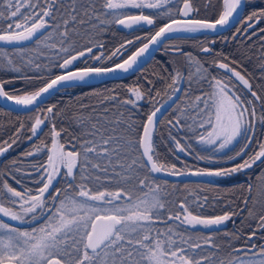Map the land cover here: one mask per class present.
Segmentation results:
<instances>
[{
	"label": "snow or ice",
	"instance_id": "1",
	"mask_svg": "<svg viewBox=\"0 0 264 264\" xmlns=\"http://www.w3.org/2000/svg\"><path fill=\"white\" fill-rule=\"evenodd\" d=\"M247 2L221 0L209 20L200 18L196 0H0V99L33 114L29 141L43 136L45 127L49 138L0 166V264H264V7L242 17L232 37L242 33L244 40L259 42V94L236 59L202 47L214 57L206 68L173 45L188 63L161 78L164 88L145 78V84L128 86L124 98L115 89L107 95L93 89L99 103H81L90 115L75 118L80 134L71 151L61 143L66 130L55 123L60 110L43 106L52 90L134 70L151 47L169 39L228 27ZM116 26L150 32L108 48L102 36ZM136 41L141 46L124 58ZM53 68L60 74L53 75ZM17 80L24 82L21 88ZM36 81L42 83L34 86ZM169 92L180 93L183 105ZM146 105L150 111L135 116ZM165 105H175L166 137L160 131ZM23 131L21 123L0 139V157L7 159ZM161 145L177 161L191 157L213 167L185 164L181 170L164 159ZM230 161L232 167H217ZM254 168H261L255 180L234 186L239 203L218 215H205L207 195L173 199L169 181L160 182L165 174L220 180ZM18 175L36 187H24ZM234 216L252 231H224ZM221 232L223 243L215 239ZM237 240L243 241L239 247Z\"/></svg>",
	"mask_w": 264,
	"mask_h": 264
},
{
	"label": "trees",
	"instance_id": "2",
	"mask_svg": "<svg viewBox=\"0 0 264 264\" xmlns=\"http://www.w3.org/2000/svg\"><path fill=\"white\" fill-rule=\"evenodd\" d=\"M208 0H196V3L200 9L199 16L200 18H208L213 20L218 12L221 10V0H211V6L205 7ZM264 7V0H248L246 7L244 9L242 17H246L253 10H258L259 8ZM241 17V18H242ZM241 20V19H240ZM239 20V21H240ZM238 21V22H239ZM240 23L235 24L232 28L229 29V32L209 34L203 33L200 35H191L186 39H169L163 44L153 58L144 65L141 69L134 72L133 74L119 79H110L101 81L94 84H88L80 87H65L57 91L52 95L44 107L56 105L60 110L57 114L56 125L57 128H64L66 132L62 134L61 143L67 151H71L73 147L74 136L80 134V126L76 121V117L83 116L88 117L90 115L88 108L86 107L83 112L81 111V103L85 105H97L99 103L98 97L90 95L93 89L98 92H101L105 95L113 89L119 93L121 98L126 96V88L135 84H145V78L152 80L157 89L165 87V81L162 80V77H166L167 73L173 71L175 67H186L187 61L184 56H181L172 50L173 45H179L184 48L185 52H193L194 57L198 58L201 64L204 67H208L213 61L214 57L212 55L202 53L201 48L204 46L210 47L217 54L223 53L228 55L230 58L236 59L243 67V69L248 73V76L251 78H256L260 80V46L259 42L255 43V46L249 51L248 46L252 45L251 41H244L243 39H232L234 36L233 32L240 27ZM264 26V25H260ZM150 32V29H144L141 31H134L130 29H123L119 26L111 27L105 31L102 36V41L105 42L108 48H111L113 45H117L122 41L128 39H135L136 36L144 37ZM256 38L254 37V40ZM212 41H215L213 44ZM243 41V43H241ZM141 46V41H136L135 45L129 46V52L125 53V57L136 50V47ZM246 54V55H242ZM250 57V58H249ZM219 55L215 59H219ZM89 63H92L90 60ZM183 63V64H179ZM111 64V62H109ZM83 66L82 64L80 65ZM246 66V67H245ZM213 74H216L218 71L223 72V70H218L216 68L209 69ZM237 70H240L238 68ZM243 73V72H242ZM52 74H60V70L53 68ZM11 73L8 74L10 77ZM42 81L34 82V86H38ZM24 82L17 80L15 83L16 88H21ZM259 88V87H258ZM257 88V89H258ZM107 90V91H106ZM170 93V92H169ZM168 93V94H169ZM259 93V90H258ZM165 93H161V101L166 98ZM184 97L180 95L179 99L176 101L177 105H183ZM175 105L161 118V129L160 131L166 137L167 132L164 130V126L167 124V120L173 117ZM150 111V108L146 105L140 112L135 113V116H140L143 112ZM31 112L20 113L15 112L10 109L3 107L0 104V139H7L13 133V129L19 127V124L24 125V131L21 133V137H28L31 133L28 131L30 124L28 116ZM139 122V121H137ZM35 143L43 147V145L49 143L48 138V128L45 127V134L39 139L34 141H25L19 143L18 146L14 145V150L10 149L6 154L7 159L4 157L0 160V166L5 163L10 162L11 159H20L21 154L24 151H27L32 144ZM50 147V145H49ZM168 147H171L170 145ZM46 151V150H45ZM161 154L164 159L170 164H176L177 168L181 170H186L184 165L186 164L191 169L196 168H208L213 167L212 165L207 164L204 161H195L191 157H182L180 161H177L174 156L168 151V148L164 145H161L160 148ZM40 159H46L45 153L42 151L38 154ZM234 162H227L223 167H232ZM264 167V166H262ZM25 168H22L23 172ZM261 171V168H254L249 170L248 174L241 177V173L237 176H233L227 179L220 180L218 183H202L198 181H169V184L166 186V191L171 193V198H176L177 196H189L190 194L196 195H207L209 198V205L206 206L205 215H218L222 214L226 210H233L235 204L239 203L238 190L235 185H240L245 183L249 177L253 180L256 179L257 175ZM17 179H21L24 187L26 188H35L36 185L32 183L30 179L25 178L22 175H18ZM163 179L160 180L162 183ZM9 183L13 187L17 186L11 180ZM62 183V182H61ZM255 223V221H252ZM224 231L231 234L237 231L243 232L245 235L249 234L252 229L248 227L246 222L244 226H241V217L234 216L233 220L228 222V225L223 226ZM205 233H201L203 235ZM215 239L223 243L224 233L221 232L215 235ZM242 240L235 241L237 247L242 244ZM226 249H222V252H226Z\"/></svg>",
	"mask_w": 264,
	"mask_h": 264
},
{
	"label": "water",
	"instance_id": "3",
	"mask_svg": "<svg viewBox=\"0 0 264 264\" xmlns=\"http://www.w3.org/2000/svg\"><path fill=\"white\" fill-rule=\"evenodd\" d=\"M244 9H245V6L242 7L241 9H238L237 14H234L235 15V20H233L228 27L220 28L218 26L216 31L207 30V31H204V32H201V33L192 34V35H199V34H203V33L216 34V33L227 31L228 29L232 28L235 24H237V22L241 19L242 15H243V12H244ZM119 27L123 28L122 26H119ZM180 35H185V34H180ZM161 46L162 45H156V46L151 47L149 49V52L146 53L145 56L141 58L140 62L138 63V65L136 66V68L134 70H132V71H130L128 73L117 72V73L109 75V76L93 78L91 81H89V84H94V83H98V82L105 81V80H110V79L124 78L126 76H129V75L133 74L134 72H136L139 69H141L144 65H146L153 58V56L157 53V51L159 50V48ZM63 88H65V87H63ZM60 89H62V88H60ZM60 89L50 91V93L47 94L44 97V100L47 101L52 95H54ZM169 95H174V98H175V97H180L181 94L180 93H175V94L169 93ZM165 99H167V97L164 98L163 100H165ZM169 103H171V102H169ZM0 104L3 107H5L7 109H10L12 111H15V112H20V113L30 112L29 110H27L25 108L16 106V105L12 104L11 102L5 101L3 99H0ZM170 109L171 108H168V105H165V108L161 109V113H163V116ZM158 115H160V114H158ZM161 179H167V180H170V181H181V182H184V181H212V183H218L221 180V179L217 180V178H211V177H193V176L174 177V176H168L166 174L163 175L161 177ZM5 220H7V218H5ZM13 223H15V222H13Z\"/></svg>",
	"mask_w": 264,
	"mask_h": 264
},
{
	"label": "flooded vegetation",
	"instance_id": "4",
	"mask_svg": "<svg viewBox=\"0 0 264 264\" xmlns=\"http://www.w3.org/2000/svg\"><path fill=\"white\" fill-rule=\"evenodd\" d=\"M227 31L229 32V29H228ZM224 32H226V31H224ZM220 33H223V32H220ZM229 33H230V32H229ZM233 34L236 35V34H237L236 31H234ZM199 35H200V34H199ZM238 39H243V40H244V37H243V34H242V33L240 34V36H239ZM244 41H246V40H244ZM251 42H252V43H254V42L257 43L258 41H257L256 39L254 40V37H253V39L251 40ZM191 53L193 54V56H195V54H194L193 52H191ZM242 74H243V73H242ZM247 78L250 79V82L253 83V85H254V89L257 90V92H258V90H259V88H258V87H259V84L256 82L255 78H254V77L251 78V77H249V76H247ZM257 88H258V89H257ZM258 94H259V93H258ZM2 158H3V157H0V160H1ZM241 174H242L243 176L246 175L245 173H241Z\"/></svg>",
	"mask_w": 264,
	"mask_h": 264
},
{
	"label": "rangeland",
	"instance_id": "5",
	"mask_svg": "<svg viewBox=\"0 0 264 264\" xmlns=\"http://www.w3.org/2000/svg\"><path fill=\"white\" fill-rule=\"evenodd\" d=\"M245 7H246V5H245ZM211 20V19H210ZM238 23V22H237ZM121 28V27H120ZM123 29H126V28H123ZM204 47H207V46H204ZM187 61V60H186ZM179 64H183V63H179ZM246 67V66H245ZM185 67H182L181 69H184ZM262 75V73H261V71H260V76ZM255 80H256V82L260 85L261 84V78H260V80H257L256 78H255ZM171 93V92H170ZM33 114L32 113H30V115L28 116V119H29V124L31 123V119H30V117L32 116ZM28 139H27V137H22V139H21V143H23V142H25V141H27ZM64 150L67 152V150L64 148ZM61 171H63V169H61ZM238 174H236L235 176H237ZM233 177V176H232ZM243 177V175L241 174V177L240 178H242ZM227 179V178H226ZM221 180H223V179H221ZM226 225H228V222H227V224ZM225 226V225H224Z\"/></svg>",
	"mask_w": 264,
	"mask_h": 264
}]
</instances>
